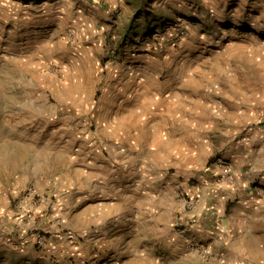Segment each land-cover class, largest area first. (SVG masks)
I'll use <instances>...</instances> for the list:
<instances>
[{"label": "rangeland", "instance_id": "rangeland-1", "mask_svg": "<svg viewBox=\"0 0 264 264\" xmlns=\"http://www.w3.org/2000/svg\"><path fill=\"white\" fill-rule=\"evenodd\" d=\"M261 143L264 0H0V264L206 254L201 191L233 182L214 180L219 159L234 175L236 152ZM70 180L91 200L121 192L126 236L138 221L153 237L80 223ZM220 233L205 256L264 264Z\"/></svg>", "mask_w": 264, "mask_h": 264}, {"label": "crops", "instance_id": "crops-1", "mask_svg": "<svg viewBox=\"0 0 264 264\" xmlns=\"http://www.w3.org/2000/svg\"><path fill=\"white\" fill-rule=\"evenodd\" d=\"M261 144L250 145L245 148V151L236 152L233 160L234 178L230 185H217L207 189L203 188L201 191L198 216H200V221H202L197 228L200 227L198 238L207 245L206 250L203 251L206 254L211 253L213 255L216 252L214 247L217 243L216 239L221 237L220 229H225L234 234L233 236L238 242V253L249 254L248 252H251L252 255L259 254L255 260L260 259L261 255L264 256V175L260 182L261 188L251 191L249 187L252 171H264V144ZM247 167L252 168L246 171L245 168ZM77 170L79 171V169ZM212 173L216 174L218 170L214 168ZM98 178L102 180V177L97 175V179L92 180V183L100 180ZM71 185L76 189L74 188L71 192L68 191L62 195L65 204L72 209L71 215H76L80 223L86 217H89L92 221L104 217L107 218L104 224L105 227H113L115 225L116 228L121 229L123 232L121 237H124V239L126 237L128 240L131 238L147 240L153 237L149 232L148 235L139 233L140 224L138 221L132 227V231L137 234L126 236L124 229L126 216H123L125 209H122L124 197H121V192L117 193L118 195L116 196H104L105 191L100 188L101 190L97 193L95 192L92 196L99 197V199L91 200L88 191L80 192L82 189L80 187L77 188L78 184L75 181L72 180ZM66 196H69V199H66ZM221 199H223V202L226 199L230 201L229 209H227L225 204V206L221 205V207L214 206L215 203L219 204ZM152 210H154L153 207ZM118 217H121V219L118 220ZM233 236H224V239L233 241ZM246 246H254L257 250L248 251ZM206 254H194L186 250L179 253L178 257L176 256L178 258L175 259L176 261H170V263L221 264L217 258H209L205 256ZM237 261L241 260L237 258Z\"/></svg>", "mask_w": 264, "mask_h": 264}, {"label": "built area", "instance_id": "built-area-1", "mask_svg": "<svg viewBox=\"0 0 264 264\" xmlns=\"http://www.w3.org/2000/svg\"><path fill=\"white\" fill-rule=\"evenodd\" d=\"M216 169L218 170V173L216 175H214V177H213L215 181H218V182L233 181L234 175H233L231 165L229 163H227L226 161H224L222 159H219L218 162L216 163ZM36 197H37L36 191L32 190V191L27 192L24 199L25 200L30 199V201H33V199H35ZM22 203H21L20 209L27 211L26 206H23Z\"/></svg>", "mask_w": 264, "mask_h": 264}]
</instances>
